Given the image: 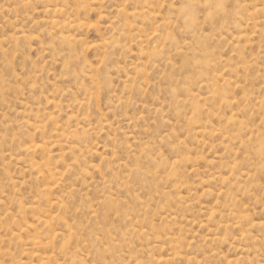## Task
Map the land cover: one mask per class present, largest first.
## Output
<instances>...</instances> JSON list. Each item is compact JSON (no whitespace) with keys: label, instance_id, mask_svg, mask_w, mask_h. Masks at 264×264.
Here are the masks:
<instances>
[{"label":"rangeland","instance_id":"obj_1","mask_svg":"<svg viewBox=\"0 0 264 264\" xmlns=\"http://www.w3.org/2000/svg\"><path fill=\"white\" fill-rule=\"evenodd\" d=\"M77 1L0 0V264H264V0Z\"/></svg>","mask_w":264,"mask_h":264},{"label":"bare ground","instance_id":"obj_2","mask_svg":"<svg viewBox=\"0 0 264 264\" xmlns=\"http://www.w3.org/2000/svg\"><path fill=\"white\" fill-rule=\"evenodd\" d=\"M49 1H51V0H49ZM57 1H59V0H57ZM62 1H63V0H62ZM87 1H88V0H87ZM90 1H94V0H90ZM98 1H99V0H98ZM47 2H48V1H47ZM47 2H46V0H45V4H47ZM52 2H54V1H52ZM52 2H51V3H52ZM55 2H56V1H55ZM65 2H67V1H65ZM69 2H70V1H69ZM77 2H80V1H77ZM77 2H76V4H79V3H77ZM82 2L86 3V1H84V0H83ZM95 2L97 3V0H96ZM101 2H103V1H101ZM56 3H58V2H56ZM62 3H63V2H62ZM80 3H81V2H80ZM84 3H81V5L83 4L82 6H84ZM87 3H88V2H87ZM87 3H86V4H87ZM91 3H93V2H91ZM48 4H49V2H48ZM48 4H47V7L49 6ZM69 4H70V3H69ZM71 4H73V3H71ZM76 4H74V5H76ZM53 5H54V3H53ZM53 5H51V6H53ZM62 5H63V4H62ZM74 5H73V6H74ZM87 5H88V4H87ZM87 5H86V6H87ZM93 5H94V3H93ZM64 6H66V4H64ZM68 6L71 7V5H68ZM76 6H77V5H76ZM76 6H74V7L76 8ZM78 6H79V5H78ZM86 6H84V7H86ZM96 6H97V5H96ZM45 7H46V6H45ZM70 7H69V8H70ZM79 7H80V6H79ZM84 7H82V8L80 7L79 9H83ZM142 7H144V6H142ZM52 8H53V7H52ZM52 8H49V9H52ZM59 8H60V7H58V10H59ZM64 8H65V7H64ZM69 8H68V9H69ZM255 8H256V7H255ZM258 8H259L258 10H260V7H258ZM261 8H262V7H261ZM44 9H45V8H44ZM62 9H63V7H61V10H62ZM66 9H67V7H66ZM72 9H73V7L71 8V10H72ZM85 9H87V8H84V11H86ZM88 9H89V5H88ZM88 9H87V10H88ZM118 9H119V8H118ZM134 9L136 10V8H134ZM134 9H133V10H134ZM45 10H46V9H45ZM61 10H60V11H61ZM71 10H70V12H68V13L71 14ZM121 10H122V9H121ZM135 10H134V11H135ZM255 10H257V9H255ZM262 10H263V9H262ZM46 11H47V10H46ZM60 11H59V12H60ZM68 11H69V10H68ZM90 11H92L91 8H90ZM130 11H131V10H130ZM43 12H45V11H43ZM43 12H42V13H43ZM55 12H56V11H55ZM73 12H74V11H73ZM87 12H88V11H87ZM87 12H85L86 15H87ZM128 12H129V11H128ZM132 12H133V11H132ZM146 12H147V11L145 10V12H144V9H143V13H146ZM62 13H63V12H62ZM64 13H67V11L65 10ZM78 13H79V11H78ZM88 13H89V12H88ZM147 13H148V12H147ZM43 14H44V13H43ZM49 14H50V16H51V14H53V12L51 11V13H50V10H49ZM57 14H58V13H57ZM70 14H69V17H70ZM150 14H151V13H150ZM55 15H56V14H55ZM55 15H54V16H55ZM58 15H60V13H59ZM64 15H65V14H64ZM66 15H67V14H66ZM80 15H81V13H80ZM80 15H79V16H80ZM128 15H129V14H128ZM132 15H133V14H132ZM252 15H253V14H252ZM257 15H259V13H258ZM44 16H45V14H44ZM61 16H62V15H61ZM71 16H74V14L71 15ZM75 16H76V14H75ZM89 16H90V15H89ZM129 16L131 17V15H129ZM133 16H134V15H133ZM139 16H140V15H139ZM56 17H57V15H56ZM69 17H68V18H69ZM77 17H78V16H77ZM130 17H129V18H130ZM135 17H136V16H135ZM141 17H142V15H141ZM44 18H45V17H44ZM47 18H48V17H47ZM47 18H45V19L48 20ZM59 18H60V17H59ZM68 18H67V19H68ZM73 18H74V17H73ZM81 18H82V17H81ZM131 18L134 19V17H131ZM45 19H44V22L46 21ZM62 19H63V18H62ZM75 19H76V18H75ZM77 19H78V18H77ZM100 19H101V18H100ZM41 20H42V19H41ZM41 20H40V21H41ZM49 20H50V19H49ZM56 20H59V19H56ZM56 20H55V21H56ZM79 20H80V18H79ZM85 20H86V18H85ZM60 21H63V20H61V18H60L59 22H60ZM69 21H70V20H69ZM69 21L65 20V22H66L65 24H67V22L69 23ZM86 21H88V19H87ZM59 22H57L58 25H59ZM74 22H75V24H77L76 21H74ZM77 22H78V21H77ZM83 22H84V21H83ZM46 23H48V22L46 21ZM57 23H56V24H57ZM70 23H71V21H70ZM72 23H73V21H72ZM72 23H71V24H72ZM79 23H80V22H79ZM79 23H78V24H79ZM81 23H82V22H81ZM81 23H80L79 25H81ZM85 23H86V22H85ZM85 23H83V24H85ZM89 23H91V22H89ZM163 23H164V22H163ZM53 24H54V23H53ZM62 24H63V22H62ZM75 24L73 23V25H75ZM78 24H77V25H78ZM87 24H88V23H87ZM91 24H93V23H91ZM91 24H90V25H91ZM67 25H68V24H67ZM90 25H88V27H89ZM95 25H96V24H95ZM164 25H165V24H164ZM55 26H56V25H55ZM62 26H64V25H62ZM65 26H66V25H65ZM65 26H64V27H65ZM71 26H72V25H71ZM83 26H84V25H83ZM86 26H87V25H86ZM86 26H84V27H86ZM93 26H94V25H93ZM60 27H61V24H60ZM60 27H59V29H60ZM66 27H68V26H66ZM90 27H92V25H91ZM95 27H96V26H95ZM165 27H167V26H165ZM55 28H57V27H55ZM62 28H63V27H61V30H62ZM69 28H70V30H71L72 27H69ZM77 28H79V26H78ZM80 28H81V27H80ZM134 28H135V27H134ZM65 29H66V28H65ZM65 29H64V30H65ZM86 29H87V28H86ZM86 29H85V30H86ZM88 29H91V28H88ZM88 29H87V30H88ZM93 29H94V28H93ZM98 29H99V28H98ZM137 29H138V28H137ZM55 30H57V29H55ZM66 30H67V29H66ZM70 30L68 29L67 32H68V31L70 32ZM72 30H73V29H72ZM74 30H78V29L75 28ZM74 30H73V31H74ZM87 30H86V31H87ZM94 30H95V29H94ZM82 31H84V29H83ZM96 31H97V30H96ZM137 31H138V30H137ZM58 32L61 33V31H58ZM64 32H65V31H64ZM67 32H65V33H67ZM71 32H72V31H71ZM75 32H76V31H75ZM60 33H59V34H60ZM62 33H63V31H62ZM127 33H129V32H127ZM23 34H24V33H23ZM63 34H64V33H63ZM63 34H61V36H62ZM78 34H79V33H78ZM87 34H88V33H87ZM129 34H130V33H129ZM21 35H22V34H21ZM21 35H20V36H21ZM57 35H58V34H56V37H57ZM64 35H66V34H64ZM73 35H74V33H73ZM127 35H128V34H127ZM63 37H64V36H63ZM67 37H68V39H69V36H68V35H67ZM75 37L78 38V36H75ZM81 37H82V36H81ZM58 38H61V37L58 36ZM65 38H66V37H65ZM26 39H27V38H26ZM73 39H74V38H73ZM79 39H80V38H79ZM79 39H78V40H79ZM15 40H16V39H15ZM65 40H66V39H65ZM76 40H77V39H76ZM78 40H77L76 42H78ZM67 41H68V40H67ZM72 41L75 42V40H72ZM79 41H80V40H79ZM87 41H88V40H87ZM65 42H66V41H65ZM74 42H73V43H74ZM102 42H103V41H102ZM80 43H83V46H84V42H80ZM103 43H104V42H103ZM103 43L100 42V43L97 44V45H103V46H104ZM67 44H68V43H67ZM74 44H76V43H74ZM74 44H73V45H74ZM92 44H93V43H92ZM105 44H106V43H105ZM76 45H77V44H76ZM76 45H75V47H76ZM93 45L95 46V50L98 49V48L96 47V44H95V43H94ZM106 46H107V45H106ZM106 46H105V48H106ZM90 47H91V46H90ZM98 47H99V46H98ZM88 48H89V47H88ZM88 48H87V49H88ZM99 48H100V47H99ZM92 49H93V48H92ZM98 50H99V49H98ZM98 50H97V51H98ZM100 51H101V50H100ZM102 51H103V47H102ZM142 52H143V50H142ZM143 53H144V52H143ZM78 127H79V126H78ZM78 127H76V130H78ZM80 128H81V127H80ZM82 129H83V127H82ZM82 129H81V130H82ZM83 130H84V129H83ZM86 130H87V129H86ZM82 132H83V131H82ZM86 133H88V130H87ZM85 135H86V134H85ZM58 136H59V135H58ZM61 136H62V135H61ZM61 136H60V137H61ZM63 136H64V135H63ZM62 138H63V137H62ZM60 140H63V139H60ZM65 141H66V140H65ZM55 142H56V141H55ZM60 142H61V141H60ZM57 143H58V142H57ZM33 145H35V144H33ZM37 145H38V144H37ZM55 145H56V144H55ZM40 146H41V145H40ZM42 146H43V145H42ZM42 146H41V147H42ZM59 146H60V145H59ZM32 147H33V146H32ZM37 147H39V145H38ZM37 147H36V149H35L36 151H38V150H37ZM41 147H40V149H41ZM43 148H44V147H43ZM43 148H42L41 150H43ZM29 149H30V148H29ZM46 149H47V147H46ZM32 150H33V149H32ZM36 151H35V152H36ZM44 151H45V149H44ZM47 151H48V150H46V152H47ZM31 152H32V151H31ZM42 152H43V151H41V154H40V155L43 154ZM47 153H48V152H47ZM48 154H49V153H48ZM43 155H44V154H43ZM45 155H46V153H45ZM42 157H43V156H42ZM43 158H44V157H43ZM45 158H46V157H45ZM41 160H42V159H41ZM43 161H45V160H43ZM35 162H36V161H35ZM35 162H34V163H35ZM40 162H41V161H40ZM46 163H47V162H46ZM32 164H33V163H32ZM38 164H39V162H38ZM41 164L43 165V163H41ZM47 164H48V163H47ZM35 165H36V164H35ZM39 165H40V164H39ZM46 166H47V165H46ZM42 167H43V166H42ZM94 167H95V166H93V168H94ZM36 168H37V166H36ZM36 168H34V169H36ZM42 169H43V168H42ZM56 171H57V170H56ZM58 173H60V172H58ZM51 175H52V174H51ZM52 179H53V178H52ZM48 187H49V186H48ZM45 189H47V188H45ZM45 189H44V190H45ZM45 191H46V190H45ZM45 191H44V193H46ZM206 191H207V190H206ZM209 191H210V190H209ZM204 192H205V191H204ZM211 193H213V192H211ZM213 194H214V193H213ZM52 204H53V203H52ZM53 205H54V204H53ZM53 205H52V206H53ZM204 211H207V210H204ZM208 211H209V210H208ZM211 211H212V209H211ZM211 211L208 212V213H211ZM259 223H260V222H259ZM259 223H256V224H259ZM47 224H48V222H47ZM256 224H255V225H256ZM29 225H30V224H29ZM45 225H46V224H45ZM259 225H261V223H260ZM259 225H258V226H259ZM25 226H26V225H25ZM31 226H32V225H31ZM31 226H30V227H31ZM27 227H28V226H27ZM32 227H33V226H32ZM45 227H46V226H45ZM262 227H263V226H262ZM48 229H50V228H48ZM22 230H24V229H22ZM25 230H26V228H25ZM32 230H33V229H32ZM34 231H35V230H34ZM34 231H32V232H34ZM22 232H23V231H22ZM24 232H25V231H24ZM35 232H36V231H35ZM35 232H34V233H35ZM37 232H38V231H37ZM49 232H51V229H50ZM20 233H21V232H20ZM30 233H31V232H30ZM54 233H55V232H54ZM52 235H53V234H52ZM58 235H59V234H58ZM33 236H34V234H33ZM36 236H37V237H38V236L42 237L41 235H36ZM30 237H31V236H30ZM40 237H39V239H40ZM49 237H50V236H49ZM49 237H48V238H49ZM53 237H54V236H53ZM33 238H35V237H33ZM175 238H176V237H175ZM42 239H43V238H42ZM51 239H52V238H51ZM170 239H171V238H170ZM30 240H32V239H30ZM34 240H35V239H34ZM52 240H53V239H52ZM173 240H174V239H173ZM178 240L180 241V239H178ZM35 241H36V240H35ZM37 241H38V240H37ZM40 241H41V240H40ZM40 241H39V242H40ZM176 241H177V240H176ZM28 242H29V241H28ZM171 242H172V240H171ZM33 243L35 244V242H33ZM36 243H37V242H36ZM41 243H43V241H42ZM177 243H179V242H177ZM30 244H31V243H30ZM34 244H32V245H34ZM47 244H48V243H47ZM50 244H51V243H50ZM41 245H42V244H41ZM51 245H52V244H51ZM39 246H40V245H39ZM39 246L37 245V247H39ZM43 246H44V245H43ZM46 246H47V245H46ZM46 246H45V247H46ZM52 246H54V245H52ZM169 246H170V245H169ZM179 246H181V242L179 243ZM34 247H36V245H35ZM34 247H33V248H34ZM37 247H36V248H37ZM47 247H49V245H48ZM175 247H176V246H175ZM31 248H32V247H31ZM36 248H35V249H36ZM179 248H180V247H179ZM38 249H39V248H38ZM38 249H37V250H38ZM40 249H41V246H40ZM43 249H44V248H43ZM46 249H47V248H46ZM177 249H178V248H177ZM182 249H183V248H182ZM31 250H32V249H31ZM47 250H49V249H47ZM51 250H52V249H51ZM169 250H170V249H169ZM178 250H179V249H178ZM45 251H46V250H45ZM52 251H55V248H54V250H52ZM172 251H173V250H172ZM180 251H181V249H180ZM30 252H31V251H30ZM36 252H37V251H36ZM36 252H35V253H36ZM40 252H42V251H40ZM48 253L50 254V253H52V252H48ZM48 253L46 252V254H48ZM169 253H170V251H169ZM32 254H34V253L32 252ZM32 254H31V255H32ZM171 255H172V254H171ZM42 256H43V255H42ZM42 256H41V258H42ZM175 256H176V254H175ZM183 256H184V255H183ZM183 256H182V258H184ZM33 257H35V256H33ZM36 257H37V256H36ZM44 257H45V255H44ZM44 257H43V258H44ZM159 257H160V256H159ZM171 257H172V256H171ZM190 257H191V256H190ZM39 258H40V257H39ZM188 258H189V257H188ZM37 259H38V258H37ZM50 259H51V258H50ZM169 259H170V258H169ZM172 259H173V258H172ZM180 259H181V258H180ZM184 259H185V258H184ZM191 259H192V258H191ZM156 260H158V259L156 258ZM170 260H171V259H170ZM39 261H40V260H39ZM44 261H45V260H44ZM47 261H48V259H47ZM49 261H50V260H49ZM228 261L230 262V260H228ZM228 261H227V263H228ZM35 262H36V261H35ZM37 262H38V261H37ZM166 262H167V261H166ZM166 262H165V264H167ZM171 262H172V261H171ZM186 262H187V261H186ZM42 263H43V262H42ZM42 263H41V264H42ZM45 263H46V261H45ZM50 263H51V262H50ZM187 263H188V262H187ZM230 263H231V262H230ZM37 264H38V263H37ZM47 264H48V263H47ZM157 264H158V263H157Z\"/></svg>","mask_w":264,"mask_h":264}]
</instances>
